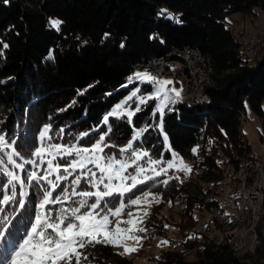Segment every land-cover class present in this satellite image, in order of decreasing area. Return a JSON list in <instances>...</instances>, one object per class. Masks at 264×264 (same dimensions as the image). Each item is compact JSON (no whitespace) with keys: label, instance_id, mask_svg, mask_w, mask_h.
I'll return each mask as SVG.
<instances>
[{"label":"trees","instance_id":"trees-1","mask_svg":"<svg viewBox=\"0 0 264 264\" xmlns=\"http://www.w3.org/2000/svg\"><path fill=\"white\" fill-rule=\"evenodd\" d=\"M161 9H167L180 22L158 16ZM255 10L264 11V0H0V131L16 139L18 150L26 158L39 145L38 134L45 124L52 125V142L75 143V136L99 124L105 113L128 96L131 87L123 85L134 65L162 56L170 47L192 46L210 61L213 85L204 88L208 103L177 104L173 112L165 111L164 128L172 149L181 157L194 159L199 155L201 160L195 163L201 171L199 180L216 188L221 165L232 163L238 168L232 154L251 152L242 134L240 113L248 110L263 120L264 134V47L258 56L243 58L239 55L241 33L232 34L224 23L226 15L250 16ZM52 19L62 21L58 31L49 24ZM50 51L52 59L48 58ZM84 89V95H78V90ZM149 89L143 87L140 93ZM73 100L77 103L67 108ZM141 108L143 111L133 117L136 128L153 127L137 145L150 150L154 157L162 153L164 159H171L154 126L160 118L159 113L153 115L155 101ZM110 121V142L123 146L133 128L124 120ZM60 128L64 129L63 139L58 135ZM97 135L92 132L81 144L88 146ZM196 146L198 152L193 154L191 149ZM111 151L118 155V149ZM221 155L225 160H219ZM159 181L161 178H156L140 186L160 198L147 224L153 222L152 216L164 203L185 193L178 226L184 239L179 245L182 252L194 251L195 260L186 262L183 254L168 252L155 264H239L225 239L214 241L199 231L189 236L194 226L192 209L201 206L195 197L199 191L191 196L175 179L166 185ZM195 187L196 182L192 189ZM212 192L207 189L206 196L211 197L207 203L199 197L201 208L209 210L218 205ZM29 196L28 211L13 220L15 227L9 239L0 243L4 255L9 254L11 242L21 239L32 219L37 196L32 189ZM156 227L153 222L150 231L155 232ZM258 237L264 247L260 230ZM87 252L89 260L82 264H106L111 258L115 264H131L114 254L110 246L96 245ZM247 256L251 264H257L254 255Z\"/></svg>","mask_w":264,"mask_h":264},{"label":"snow or ice","instance_id":"snow-or-ice-1","mask_svg":"<svg viewBox=\"0 0 264 264\" xmlns=\"http://www.w3.org/2000/svg\"><path fill=\"white\" fill-rule=\"evenodd\" d=\"M157 15L180 22L167 9H161ZM61 23L59 20L50 21L57 31ZM3 47L8 45L3 44ZM48 58H53L51 51ZM134 80L151 84L152 93L138 96L139 88L131 91L102 116L99 124L75 136V143L52 142L55 138L50 135L52 125L45 124L38 134L39 146L33 148L30 157L26 158L18 150L16 139L0 131V176L4 177L0 180V243L9 239L15 227L13 220L28 211L31 203L29 189L37 196L30 223L21 239L9 244L10 253H0V264H82V261L89 260L87 249L96 245L122 248L123 251L117 253L122 256L131 255L143 247L148 229L142 225L144 217L149 215L144 206L150 207L152 201L159 203L160 198L150 190L143 191L140 186H147L148 181L162 175L167 176L169 169L188 174L191 168L172 149L163 119L168 105L181 100L182 86L176 88L171 79H161L147 70L137 71L129 77L130 83ZM86 91L78 90V95H84ZM134 97L137 106L134 109L126 107ZM152 100L159 101L153 115L159 113L160 118L154 126L159 129L166 150L171 152L170 160H165L162 153L154 157L150 150L137 145L153 125L136 128L133 117L143 111L141 105L147 106ZM76 103L73 100L67 108ZM110 118L124 120L133 128L132 136L123 146L110 142L113 133ZM92 132L98 133L97 137L90 139L88 146H83L81 142L90 138ZM58 135L63 139V128L58 130ZM113 149H118V155L111 151ZM191 152L196 154L198 146ZM170 179L172 177L159 182L166 185ZM56 205L60 207L55 208ZM133 207L135 211L125 212ZM125 215L127 218L121 219ZM128 241L136 246H130ZM167 244L169 241L162 240L157 246Z\"/></svg>","mask_w":264,"mask_h":264},{"label":"rangeland","instance_id":"rangeland-1","mask_svg":"<svg viewBox=\"0 0 264 264\" xmlns=\"http://www.w3.org/2000/svg\"><path fill=\"white\" fill-rule=\"evenodd\" d=\"M52 20H56V19H52ZM224 23L229 28V30L232 32V34L237 35L238 33H245L246 35H242V36L248 37V36H250L249 34L256 32V29L259 25L261 27V24L264 23V11L255 10V11H253V15H250V16H243L241 14L226 15L224 17ZM49 24H50V22H49ZM50 26H51V24H50ZM251 35H254V34H251ZM208 77L205 79L204 84H210L211 79H209ZM211 85H213V84L205 85L204 88L211 86ZM144 86H147V87H145V89H147V90L150 88L149 91H146L145 96L148 94H151L153 91V86L151 84L147 83V84L141 85L140 88L144 87ZM130 87H132L133 89L139 88L138 86H134V85H130ZM139 93H138V96L144 95L142 93H140V94ZM130 94H131V91H129L128 96ZM122 100L123 99H121L120 101H122ZM154 101H155V105H156L157 100H154ZM191 101H195V100L192 99ZM129 102H133L129 105V106H131L133 104V106H132L133 108H131V109H134L138 103V101L135 97L131 101H128V103ZM177 104H179V103H175V104L170 103L168 105V108L165 109L166 113L173 112V111H169L168 109L171 108V109L175 110ZM126 107H128V106H126ZM141 107H142V105H141ZM246 118L248 120V125H249V128L251 130V133L253 135H258V131H260L262 129L261 119H258L257 117H255L248 110H246ZM251 133H248L247 125L245 124L242 127V134L245 135L246 143L249 146L251 152L255 153L257 151V147H256L257 142ZM38 142H39V139H38ZM243 153L244 152L241 153L242 154L241 156L244 155ZM196 155L197 156H195L194 159L186 158L188 161V166L191 168L190 173L185 174L184 172H180V174L175 175V174H170V172H168L167 176L162 175V176L157 177V178H161V180H165V179H168L169 177H172V179H175V181H178L179 183L182 184L183 188H185V192L187 195L192 194L191 196H194L195 195L194 191H199V193H197L195 197L198 200L199 204H201V206H202V200L203 199H204L203 201L205 203L211 199V197L208 194L206 196L207 189L213 191L212 192L214 194L213 199H216V201L218 202V199L219 200L221 199L222 190L225 188V184H224L225 179L227 177H232V176L236 178L238 175H240V171L232 163H223V165H221L222 173H221V178H220L219 184H217L216 188H213L210 184H205L199 180L201 171H200V169H198L195 166V163L199 162L201 160V158L199 157L198 154H196ZM237 155H239V153L234 152L232 154V157L234 160H235V157ZM219 160H225V155L224 156L221 155L219 157ZM141 163H143V161H141ZM9 167H11V166H9ZM129 171H132V169H129ZM149 174H151V173H149ZM176 177H178V179ZM70 180H71V178H69V182H70ZM69 182H67V183H69ZM194 182H196V187L192 189ZM154 195L158 196L156 194H154ZM184 195H185V193H181V195L178 199L176 198L175 200L171 201V203H169V202L164 203L163 206L159 209V211H156V213L152 216L153 222H155V225H157L155 232L150 231V228H151V225L153 222H151V220H150L147 224V219L149 218L150 215H148L147 217H144V224L142 226L146 227L148 229V232L150 231V235L147 234V239L142 241L143 247L140 248L138 252L132 253L131 255H123L122 256V255L117 254V253L123 251L122 248H114V247L110 246L111 251L118 256H121L123 258L128 259L131 262V264H155V262L159 260V259H157V257L160 258L162 254L168 253V252L183 254V259L186 262L194 261L195 260L194 251L182 252L181 246L179 245V242L183 241V239H184L181 237V233L178 229L179 223H181V220L183 217L182 212H184L183 201L181 202V198L183 200ZM199 197L202 200L199 199ZM205 197H207V198H205ZM156 204H158V203H156L155 201H152L150 207H147V206H144V207L147 208V211L150 214L151 209ZM201 206L195 205L192 209V218L194 220V226L192 228L191 234L188 233L187 235L190 234L189 236H193L195 234V232L199 231V232H202L203 234H205L210 239H213L214 241L224 239L225 233H221L219 236V231H217V225H216L217 223H212L210 221V215H211L212 207L209 210H207L206 208H201ZM55 207L59 208L60 205H56ZM262 209L264 212V198H263V203H262ZM127 211H135V208L133 207L130 209H126L125 212H127ZM126 218H127L126 215L121 217V219H126ZM259 219H254V220L250 219L251 221L248 224L249 226H247L246 225L247 223H246L245 226L243 225L240 228L238 227V229L231 230L230 234L234 239H235L234 236L238 235V237L243 236L246 239L251 240V245L249 248H246V246H244L243 248H239L236 251V253L238 255L237 258H238L239 264H251L252 263L251 262L252 260H250V257L247 255H254V257L258 259L257 264H264V247H262L260 241H258L259 240L258 239L259 238L258 237L259 230L261 231V233L264 234V216H262ZM252 220H253V222H252ZM250 224H253V225L250 226ZM165 225H168V227H164ZM250 228L251 229L254 228L256 233L252 232L250 230ZM254 237H256V242L253 241ZM162 240L169 241V244H167L163 247H158L157 245ZM127 243L130 246H136L134 244V242H132V241H128ZM257 252H258V254H257ZM245 254H246V257H244ZM106 264H115L113 262V258L109 259V262Z\"/></svg>","mask_w":264,"mask_h":264},{"label":"bare ground","instance_id":"bare-ground-1","mask_svg":"<svg viewBox=\"0 0 264 264\" xmlns=\"http://www.w3.org/2000/svg\"><path fill=\"white\" fill-rule=\"evenodd\" d=\"M250 36H253V35H250ZM239 41H240V43H239L240 44L239 55L242 56V48H247L248 37L241 35V38H239ZM263 46H264V32H259L258 44L250 45L251 56L252 57L258 56L259 50ZM184 47L186 49H193V54L195 56L201 57L200 69L203 72V83H204L205 79L209 76L208 78L211 79L210 84H213V79H212L213 73H212L211 65L209 64V62H210L209 59L205 55L200 53V51L195 47L188 46V45H184ZM168 52L163 54L162 56H160V55L156 56L147 62L137 63L136 65L133 66V71H135L137 68L146 69V70H153L154 64L169 60V53ZM252 57H245V58H252ZM170 62L178 64L179 69H180V78L183 80L184 96H187V101L180 100L177 103L188 105L192 99H194L198 103H208L207 98L199 99V98H201V95H202L201 82L197 81V75H196L194 69L191 67L188 60L183 59V57H180L178 55H170ZM131 76H133V75H131ZM143 84H147V83H141V82L135 81V80L130 83L129 78L127 79V81L125 83V85H127V86L134 85V86H138L139 88ZM142 88L143 87H141L140 89H142ZM144 88H145V86H144ZM134 90L135 89H133L131 87V91H134ZM125 98H126V96L123 99H125ZM172 111H174V109ZM240 120H241L240 121L241 127H243L245 124L247 125L246 114L240 113ZM6 151H8V150H6ZM243 154H244L243 156H241L242 155L241 154V155H237L235 157V160L238 163V169L240 171V175H238L236 178L232 176V177H227L225 179V183H224L225 188L222 190L221 199L220 200L218 199V205L216 207L212 208L213 214H221L223 212V206H224L225 199H233L234 198L233 212L237 213L239 216L238 224H237V226L232 227L228 232L225 233L224 239L227 243L234 242L235 247H233V252L235 255H237L236 251L239 248H243L244 246H246V241H245L246 238L243 236L238 237V235H236V236H234L235 237V239H234L230 234L231 230L238 229V227L240 228L243 225L245 226L246 223H247L246 225L249 226L248 224L251 221L250 219H253V220L259 219L262 216H264V212L262 209L264 190H262L259 187V180L262 179L261 163H254L253 165H250V167H249L248 164L253 161L255 153L250 152V153H243ZM262 157L264 160V134H262ZM165 160H170V159H165ZM186 161H187V159H186ZM179 174H180V172H179ZM249 179H250V189H252V194L254 196L255 214H254L252 202L248 201L249 200V191L246 190L247 186L249 185ZM253 220H252V222H253ZM251 225H253V224H250V226ZM250 230L252 232H255L254 228H252V229L250 228ZM256 237L253 238L254 242H256Z\"/></svg>","mask_w":264,"mask_h":264},{"label":"built area","instance_id":"built-area-1","mask_svg":"<svg viewBox=\"0 0 264 264\" xmlns=\"http://www.w3.org/2000/svg\"><path fill=\"white\" fill-rule=\"evenodd\" d=\"M259 32H264V23L261 24V27L254 33L253 36H248V43L247 48H242V57H252L250 53V45H256L258 44V38H259ZM241 38V36H239ZM169 60H166L161 63H156L153 65V70H147L152 75L157 76L161 79H171L173 81V84L176 88H180L182 86L183 88V80L180 78V69L178 64L171 63L170 62V55H178L180 57H183V59H187L190 63L191 67L194 69L196 75H197V81L201 82L202 87V95L201 98H207V96L204 93V86L210 85V84H204L203 83V72L200 69V56H195L193 54V49H186L184 46L182 47H170L169 48ZM146 69L137 68L135 71H132L128 77L136 73L137 71H145ZM173 85H170L169 87H172ZM181 100L187 101V96H184V88L181 93ZM159 101L157 100V103ZM263 120H261L262 122ZM247 131L248 133H251V130L248 125L247 120ZM252 134V133H251ZM257 142V151L255 152V156L252 162H250L248 165H253L254 163H261V172H262V179L259 180V187L264 190V160L262 157V132L261 130L258 131V135H253ZM183 161L185 164L188 165V162L184 157ZM168 172L170 174H179L180 171H177L175 169H169ZM246 190L249 191V202H252L254 214H255V205H254V196L252 194V189H250V179H249V185L247 186ZM233 199H225L224 206H223V212L221 214H213L211 209V215H210V221L212 223H217V231H219V236L221 233L228 232L232 227L237 226L239 216L237 213L233 212ZM246 241V248H249L251 245L250 239H245ZM229 246L231 252H233V247H235L234 242L227 243Z\"/></svg>","mask_w":264,"mask_h":264},{"label":"crops","instance_id":"crops-1","mask_svg":"<svg viewBox=\"0 0 264 264\" xmlns=\"http://www.w3.org/2000/svg\"><path fill=\"white\" fill-rule=\"evenodd\" d=\"M260 28V25L257 27L256 31ZM251 34H254V33H251ZM249 34V35H251ZM241 35H246L245 33H241ZM263 131H264V127H263ZM264 133V132H263Z\"/></svg>","mask_w":264,"mask_h":264}]
</instances>
